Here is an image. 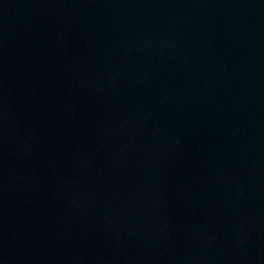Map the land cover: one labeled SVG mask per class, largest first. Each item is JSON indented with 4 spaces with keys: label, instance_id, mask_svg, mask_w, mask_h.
Instances as JSON below:
<instances>
[{
    "label": "water",
    "instance_id": "1",
    "mask_svg": "<svg viewBox=\"0 0 264 264\" xmlns=\"http://www.w3.org/2000/svg\"><path fill=\"white\" fill-rule=\"evenodd\" d=\"M0 264H264V0H0Z\"/></svg>",
    "mask_w": 264,
    "mask_h": 264
}]
</instances>
